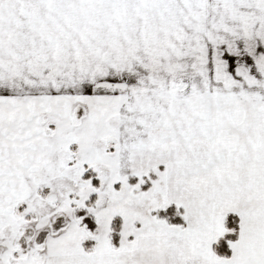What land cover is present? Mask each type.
Instances as JSON below:
<instances>
[{
	"label": "snow or ice",
	"instance_id": "1",
	"mask_svg": "<svg viewBox=\"0 0 264 264\" xmlns=\"http://www.w3.org/2000/svg\"><path fill=\"white\" fill-rule=\"evenodd\" d=\"M0 264H264V0H0Z\"/></svg>",
	"mask_w": 264,
	"mask_h": 264
}]
</instances>
